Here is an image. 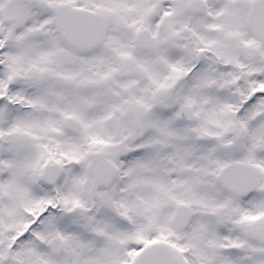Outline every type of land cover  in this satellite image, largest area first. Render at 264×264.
<instances>
[{"label":"snow or ice","instance_id":"snow-or-ice-1","mask_svg":"<svg viewBox=\"0 0 264 264\" xmlns=\"http://www.w3.org/2000/svg\"><path fill=\"white\" fill-rule=\"evenodd\" d=\"M0 264H264V0H0Z\"/></svg>","mask_w":264,"mask_h":264}]
</instances>
